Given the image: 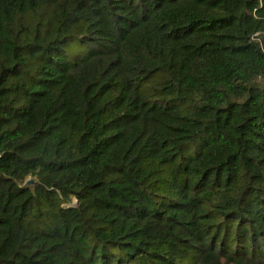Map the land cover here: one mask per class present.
Segmentation results:
<instances>
[{
  "label": "trees",
  "instance_id": "1",
  "mask_svg": "<svg viewBox=\"0 0 264 264\" xmlns=\"http://www.w3.org/2000/svg\"><path fill=\"white\" fill-rule=\"evenodd\" d=\"M0 264H264V0H0Z\"/></svg>",
  "mask_w": 264,
  "mask_h": 264
},
{
  "label": "water",
  "instance_id": "2",
  "mask_svg": "<svg viewBox=\"0 0 264 264\" xmlns=\"http://www.w3.org/2000/svg\"><path fill=\"white\" fill-rule=\"evenodd\" d=\"M35 181L33 180V179H29L28 181H27V183L28 184H32V183H34Z\"/></svg>",
  "mask_w": 264,
  "mask_h": 264
}]
</instances>
